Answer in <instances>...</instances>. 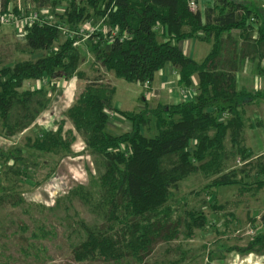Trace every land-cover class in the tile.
I'll return each instance as SVG.
<instances>
[{"label": "trees", "instance_id": "1", "mask_svg": "<svg viewBox=\"0 0 264 264\" xmlns=\"http://www.w3.org/2000/svg\"><path fill=\"white\" fill-rule=\"evenodd\" d=\"M41 1V5L48 3ZM61 1H67L63 22L68 25L77 26L97 17L105 18L110 30L118 29L110 44L100 33L88 41L94 62L105 72L128 83L144 85L150 84L164 65L171 64L178 69V83L184 89L190 87L193 76L197 77L194 101L158 106L139 114L118 112L132 129L114 136L106 132L109 114L114 111V88L96 76L87 80L66 112L72 129H65V121H60L54 130L27 140V149L36 154L63 157L71 153L78 135L86 149L101 158L103 171L96 179V187L72 183L68 191L67 197L80 203L92 217L89 223H75L71 262L147 264L160 244L166 246L168 254L178 257L179 252L170 246L180 237L192 238L194 230L207 224L201 211L188 209L185 204L184 211L176 215L173 193L180 182L200 173L208 180L207 189L237 186L242 195L256 194L264 187V155L252 158L245 146L243 120V108L254 105L256 98L264 101V92L238 90V64L221 59L226 42L223 38L230 40L231 31H237L243 41L241 56H252L258 62L264 59V14L255 13L250 3L240 0H206L211 5L203 12L189 8L190 2L197 5L198 0ZM55 3L51 0L52 5ZM10 4V0H0V17L8 12ZM13 13L18 14L16 8ZM157 29L163 30V41H158ZM254 32L255 39L251 38ZM59 34L56 23L26 26L23 52L45 55L0 68V127L5 138L30 128L51 103L47 89L24 90L25 81L45 78L51 83L83 78L78 72L81 58L78 48L72 46L73 39L67 38L53 48ZM188 39L211 44L201 64L186 58L178 49L177 43ZM258 74L264 77V70L259 68ZM220 114L226 116L223 122L218 121ZM152 121L157 135L147 138L141 129ZM10 158L23 161L20 157ZM236 160L240 168L230 167ZM249 171L255 176L252 183L243 180ZM211 207L220 210L225 205ZM259 221L264 228V213ZM52 237L53 233L40 225L30 235L34 245ZM259 241H264V235L254 238L242 251H251ZM23 252L28 255L27 249ZM182 256L168 263H186L192 258L185 257L186 252Z\"/></svg>", "mask_w": 264, "mask_h": 264}, {"label": "rangeland", "instance_id": "2", "mask_svg": "<svg viewBox=\"0 0 264 264\" xmlns=\"http://www.w3.org/2000/svg\"><path fill=\"white\" fill-rule=\"evenodd\" d=\"M10 1L9 10L18 18V22L0 27V68L12 67L18 62L35 60L45 55L44 53L30 55L23 52L26 26L19 21L21 17L19 13L25 15L37 13L40 18H46L50 24L56 23L61 26L59 40L53 48L66 39V31L78 30L82 34L74 36L73 40L78 41V45L82 46L83 52L80 55L83 65L79 70L88 72L94 57L89 40L84 42L81 40L88 35L87 24H96L99 18H93L91 23L89 20H84L77 26H71L63 22L66 19L64 12L68 7L67 1L55 0V5L51 4V0L45 5H41V0ZM259 3L256 2L253 6H260ZM13 8L17 9V15L13 13ZM81 28L83 32L80 31ZM99 68L97 64L96 69ZM90 77L89 80L94 76ZM102 80L109 84L108 75L103 74ZM58 82L50 85L48 79L44 78L35 84L37 87L47 89L53 96V101L57 102L59 98L56 83ZM112 84L115 89L112 108L123 112H136L144 105L141 96L145 95L144 90L137 84L115 77ZM84 85L83 80L65 81L64 87L66 86L65 90H68V97L64 96L61 102L53 106L48 116L22 135L8 139L3 136L0 128V200L4 199L0 204V264H74L71 262L70 245L74 242L72 240L73 231L76 229L75 223L78 220L89 223L92 217L85 207L67 197L68 191L72 183L87 188L96 187V179L103 171L101 158L92 155L81 143V138L77 139L73 151L63 157L42 156L27 149L26 145L27 140L39 137L47 130L53 129L54 123L64 119L66 109L75 101ZM23 89H32V86H25ZM248 92L255 93L250 89ZM243 113L246 145L253 153H257L258 148H264V129H261L264 123V110L249 105L243 108ZM117 116L120 117L118 114ZM125 124L131 127L129 123ZM126 131L124 127H117L109 133L121 135ZM141 133L147 138L157 135L154 122L152 121L147 128H142ZM10 155L20 157L23 161L12 160ZM239 166L238 160L230 164V167L240 168ZM243 180L252 183L255 180L253 171H249ZM89 182L91 183L88 187ZM206 185L207 181L201 174L186 178L179 183L177 191L173 193V205L177 208L176 215L184 211L183 204L188 209L201 211L207 218L215 214L217 218L214 223L211 222L212 217H210L205 228L193 231L192 238L186 240L180 237L176 243H173L170 248L179 252L178 257L173 253L168 254L165 245H158L147 264H169V261L181 259L182 252H186L185 257L192 258L191 260L189 258L190 261L187 260L189 262L180 264H235L233 258L237 255V250L235 252L232 250L235 247L245 249L254 238H261L264 235V228L257 216L264 209L263 201L257 200L259 194L247 192L240 195L237 186L207 189ZM221 202L222 204L227 202L223 209L214 210V207L210 206ZM234 214L237 216L236 219ZM36 225L51 231L53 237L34 245L30 235ZM24 248L27 249L28 255L24 254ZM36 252H39L37 258H35ZM240 254L245 253L242 251ZM248 255L259 260L252 263L253 259L248 258L251 264H264V241L256 242L250 253L244 256Z\"/></svg>", "mask_w": 264, "mask_h": 264}, {"label": "crops", "instance_id": "3", "mask_svg": "<svg viewBox=\"0 0 264 264\" xmlns=\"http://www.w3.org/2000/svg\"><path fill=\"white\" fill-rule=\"evenodd\" d=\"M240 1H245V2L250 3L252 5V10L255 13L264 14V0H240ZM256 2H260L259 3L260 6H253V4H255ZM210 5H211V1L198 0V2H197V7L202 12H203L204 8H206L207 6H210ZM89 21L91 22V21H93V19L91 18ZM157 33L159 35L158 40L163 41L164 39L162 38V35H161L163 33V30L157 29ZM255 35H256L255 32L252 33L251 38L255 39V37H256ZM223 39L226 40V42H225V48H224L225 50L222 51V55H221L222 61L230 60V61H235L238 64L237 72L235 74V82H236L237 89L238 90L243 89V90H246L247 92L250 89V91H255V93L264 92V77L259 76V74H258L259 68L264 70V59L262 61L258 62L257 59L252 58V56H241L240 55L241 46H242L243 41L241 39H239V33L237 31H231L230 32V34H229L230 40H228L226 37H224ZM107 44H109V43H107ZM201 45H203V47H201ZM108 46L109 45H103L102 47L107 48ZM78 47H77L78 52L81 54V52H83L82 46L79 45ZM177 47L186 58L196 62L197 64H201L211 51V44L210 43L197 41L195 39H188V40L179 41L177 43ZM92 55H93V53H92ZM93 57H94V55H93ZM80 58L82 61L81 55H80ZM81 61H80L79 67L81 65H83ZM222 61H221V63H222ZM95 65L97 66V64L93 60V63L91 64V66L88 69V72H85L84 70L80 71L78 68V72L82 73L83 78L72 77L69 80L59 79V80L52 81L50 83V85H53V83H55L56 81H59L58 83H56V87H57L56 92L58 94L59 99L57 102H54L52 99L53 96L48 91L49 92L48 95L51 99V103H50L49 107L47 108V110L37 119V121L30 128H32L36 124L40 123L41 119L48 116L50 114V112L52 111L53 106H55L57 103L61 102L63 100L64 96H65V98L68 97L67 96L68 90H65V89H67L66 86L64 87L65 81H72L73 79H78V80L85 81V85H86L88 82L87 80H89V78H91L90 76H94V77L101 76L103 79V74H104V75H108L109 84L113 87L112 82H113V77H115L114 74L113 73H107L102 68H99L97 70ZM94 77H92V78H94ZM116 79H120V78H116ZM178 80H179L178 69L175 68L174 66H172L171 64H166L163 66L162 69H160L158 72L155 73L152 82L150 84H148L147 86L145 84L141 85V84L135 83L138 86H140L141 88H143V90H144L145 95H141L142 96V102L144 105L140 106L139 110L136 112L133 111V112H125V113L139 114V113H142L145 111L154 110L158 106H175V105H178L180 103H186V102L194 101L195 97H196V92H197V77L193 76L191 78V85L187 89L186 88L184 89L181 86H179ZM38 82L39 81H25L23 83L22 89L25 88V86H28V87L32 86V89H24V90L41 89V87H37V85L35 84ZM85 85H84V87H85ZM83 88L81 89V91L83 90ZM114 94H115V89H114ZM114 94H113V96H114ZM112 100H113V97H112ZM254 102H255V104H254L255 107H259L262 110H264V101L263 100L256 98ZM111 104H112V102H111ZM71 105L66 109L65 115H66L67 110L71 107ZM113 110L114 111L109 114L108 122L106 125V132L109 133V131H112L117 127H124V130H127L126 133H129L132 129V126L129 128L125 124V123H129V122L127 120H125L121 115H120V117L117 116V114L119 115L118 112H123V111H120L117 108H113ZM60 121H65V124H64L65 129H72L69 122L66 121V117H64V119H62ZM60 121H58V122H60ZM58 122L54 123L55 125H54L53 129H49L47 131L54 130L56 128V125ZM30 128H28L26 131H28ZM261 129H264V123H263ZM26 131H24L23 133H25ZM244 131L246 133L245 127H244ZM46 132H44L43 134H45ZM22 134H20V135H22ZM109 134H111V133H109ZM20 135H18V136H20ZM111 135H113V134H111ZM18 136H15V137H18ZM114 136H119V135H114ZM12 138H14V137H12ZM12 138H8V139H12ZM77 139H80V137L78 135H76L75 141H74L71 149H73V146L77 142ZM80 140H82V139H80ZM81 143H83V141ZM246 144H247V141H246V137H245V146L248 149V151L250 152L252 158L264 155V148H262V149L258 148V150L256 151L257 153H253V151L250 150V148ZM71 151H73V150H71ZM1 155H2V153H1ZM253 155H255V156H253ZM197 174H200V173H197ZM203 179H205L204 176H203ZM77 181H80V180H77ZM206 181L208 184V180H206ZM256 194H259L257 196V200H260L261 202L263 201V204H264V187L262 189H260ZM213 202L216 203V201H213ZM215 203H213L211 205H215ZM226 203L227 202L222 204V202H221V203L217 204L218 206L217 205H215V206L219 207V206L225 205V207H226ZM220 204H222V205H220ZM263 213H264V209H262V211L259 213V215H257V214L256 215L260 219V216ZM210 217H212L211 222L214 223V221L217 217L214 214V215L209 216L208 218L206 217V218L210 219ZM234 217L236 219V217H237L236 214H234ZM236 250H237V255H235V257L233 258V261L235 262V264H251L252 259H253L252 263H253V261L259 262V260H256L255 258H253L252 255L244 256L247 253L249 254L250 251L245 253L244 255L243 254L239 255V253H241L243 249H240V247L239 248L235 247L234 250H232V251L235 252ZM227 253H228V251H227ZM248 258H251V260L249 261Z\"/></svg>", "mask_w": 264, "mask_h": 264}, {"label": "built area", "instance_id": "4", "mask_svg": "<svg viewBox=\"0 0 264 264\" xmlns=\"http://www.w3.org/2000/svg\"><path fill=\"white\" fill-rule=\"evenodd\" d=\"M189 8H190V10L192 12H194V11H196L198 9L197 5L194 2H190ZM19 14L21 15V17L19 18L20 19L19 21L24 23L25 26H31L34 23H39V24L50 23V22H48V20L46 18H44V19L40 18L37 13H31V14H28V15L21 14V13H19ZM14 22H18V18H16V16L14 17V15L11 12V10H8V12L5 15L0 17V25H5L6 26V25H10L11 23H14ZM91 24H87L88 25L87 28H88L89 32H88V35L85 36V38H83L81 40L82 42L88 41V40H90L92 38V36H95L96 34L100 33L103 36V39L107 43L110 44L112 42L113 38L118 33V29L110 30L107 27L105 18L100 19L96 24H93V25H91ZM82 28H84V26ZM82 28H81L80 31L83 32ZM58 30H59V32L61 30V26L59 24H58ZM77 32L66 31V33H65L66 34V39L67 38L73 39L74 36L82 35V34L79 33L78 30H77ZM125 37L126 36H124L123 38H125ZM72 46L75 47V48H76V46H79L78 45V41L73 40ZM145 85L147 86L148 84L146 83ZM225 117H226L225 114H220L218 116V121L219 122H223Z\"/></svg>", "mask_w": 264, "mask_h": 264}]
</instances>
